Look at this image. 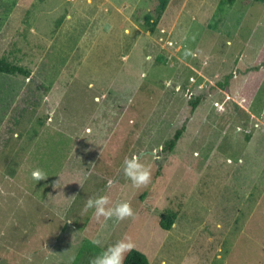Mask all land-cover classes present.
<instances>
[{"label":"rangeland","instance_id":"obj_1","mask_svg":"<svg viewBox=\"0 0 264 264\" xmlns=\"http://www.w3.org/2000/svg\"><path fill=\"white\" fill-rule=\"evenodd\" d=\"M0 67V264L126 237L149 264H264V2L0 0ZM101 195L134 217L85 212Z\"/></svg>","mask_w":264,"mask_h":264},{"label":"clouds","instance_id":"obj_2","mask_svg":"<svg viewBox=\"0 0 264 264\" xmlns=\"http://www.w3.org/2000/svg\"><path fill=\"white\" fill-rule=\"evenodd\" d=\"M186 55H194L191 51L186 52ZM124 175L137 187L147 186L152 179L151 166L141 162V157L133 156L124 162ZM31 176L36 181L45 180L46 173L42 169L36 168L32 171ZM110 200L107 196L101 195L95 198H88L85 203L84 211L89 209L94 210V216L99 219H111L115 217L117 220H125L134 217L133 209L128 202H119L115 206H109ZM99 245V241H95ZM135 247L131 238H123L116 243L108 246L100 254L96 255L90 261V264H124L125 255Z\"/></svg>","mask_w":264,"mask_h":264},{"label":"trees","instance_id":"obj_3","mask_svg":"<svg viewBox=\"0 0 264 264\" xmlns=\"http://www.w3.org/2000/svg\"><path fill=\"white\" fill-rule=\"evenodd\" d=\"M256 2H264V0H254ZM228 4L231 5L234 0H227ZM220 5L223 4L222 1L219 3ZM17 69L13 68H2L0 67V71L1 72H5V73H14V71H16ZM228 77H226L224 83L219 84L220 87H225L227 86L228 82H227ZM199 100L197 99L196 102H198ZM183 132V127L179 130H177L175 132V134L173 135L172 140L169 142V147L173 148L175 146V144L177 143V141L179 140L181 134ZM175 218H176V213L175 212H168L166 215H164L160 221V227L163 230H169L171 229L173 223L175 222ZM124 264H149L148 258L141 252L137 251V250H131L127 253V255L125 256L124 259Z\"/></svg>","mask_w":264,"mask_h":264},{"label":"crops","instance_id":"obj_4","mask_svg":"<svg viewBox=\"0 0 264 264\" xmlns=\"http://www.w3.org/2000/svg\"><path fill=\"white\" fill-rule=\"evenodd\" d=\"M173 224H175V222H174ZM173 226H175V225H172V227H173ZM172 227H171V228H172ZM167 231H168V233H174V234H175V232H176V234H177L178 236H181V233H182L181 230H174L175 232H172V229H169V230H167ZM178 232H181V233L178 234ZM189 237H190V236H189ZM207 238H208V241L206 242V243H207L206 246H205L206 249L208 248V245H209V244H212V240H213V239H212V235H210V234L207 235ZM205 248H204V249H205ZM191 250H192V247H190V250H189V251L185 249L186 254H187V255H193V254H195V253L191 254ZM201 250H202V249H201ZM169 262H170L169 259H167V258L164 257V256L161 257V258L159 259V264H169ZM177 264H179V262H178ZM192 264H196V263L194 262V263H192Z\"/></svg>","mask_w":264,"mask_h":264},{"label":"built area","instance_id":"obj_5","mask_svg":"<svg viewBox=\"0 0 264 264\" xmlns=\"http://www.w3.org/2000/svg\"><path fill=\"white\" fill-rule=\"evenodd\" d=\"M161 32L163 33L164 31H163V30H161ZM215 105H217V104H215Z\"/></svg>","mask_w":264,"mask_h":264}]
</instances>
